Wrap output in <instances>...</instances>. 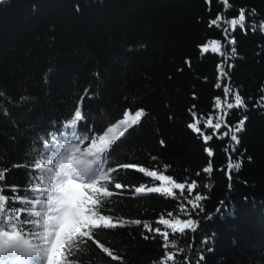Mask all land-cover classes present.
I'll list each match as a JSON object with an SVG mask.
<instances>
[{
  "label": "trees",
  "instance_id": "obj_1",
  "mask_svg": "<svg viewBox=\"0 0 264 264\" xmlns=\"http://www.w3.org/2000/svg\"><path fill=\"white\" fill-rule=\"evenodd\" d=\"M1 236L30 264H264V0H0Z\"/></svg>",
  "mask_w": 264,
  "mask_h": 264
},
{
  "label": "rangeland",
  "instance_id": "obj_2",
  "mask_svg": "<svg viewBox=\"0 0 264 264\" xmlns=\"http://www.w3.org/2000/svg\"><path fill=\"white\" fill-rule=\"evenodd\" d=\"M139 118V114L131 115L124 119V124L128 127L136 123V120ZM157 177L160 181L163 182V184H167L172 181V178L169 176H166L164 174H157ZM78 181H84V178H79ZM184 185H182L183 187ZM150 190H161L160 185H154L148 188V191ZM76 191L73 188V184L70 181H67L62 186L60 192L57 193V195L60 198L61 201V209L64 214L69 215L75 219L81 220L85 217L82 215H79L77 208L75 207L73 201L75 200ZM77 194H81V191L79 190ZM90 223L93 227H100V226H110L111 225V219L110 218H103V219H92L90 220ZM5 250L9 251L6 259H1V254L5 252ZM12 251H28L30 252V248L28 246H25L22 241L18 237H6L1 236L0 238V264H30L29 262L23 261L22 257H13L11 256Z\"/></svg>",
  "mask_w": 264,
  "mask_h": 264
}]
</instances>
